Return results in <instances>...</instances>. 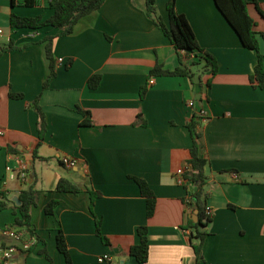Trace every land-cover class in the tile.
Here are the masks:
<instances>
[{"label":"crops","instance_id":"obj_1","mask_svg":"<svg viewBox=\"0 0 264 264\" xmlns=\"http://www.w3.org/2000/svg\"><path fill=\"white\" fill-rule=\"evenodd\" d=\"M168 1L155 0L165 25ZM174 1L198 46L215 59L216 73L201 60L194 72L195 57L185 61L188 75H150L156 64L173 70L178 53L147 16L144 0H105L72 33L54 39L56 74L43 89L49 60L40 39L58 30L13 28L10 16L45 19L52 13L49 0L32 7L0 0V48L9 42L17 47L0 53V226H13L21 191L31 186L38 192L30 231L16 228L26 232L23 240L34 236L36 242L23 249L0 234V264H67L57 248L59 230L69 264H264V89L249 81L257 53L243 47L214 0ZM248 13L264 64V0L250 1ZM93 74L100 80L90 88ZM38 95L45 118L40 135L32 107ZM83 111L89 124L82 123ZM193 115L199 153L207 160L205 211L211 210L198 255L192 248L197 240L185 228L188 220H198L188 200L195 187L177 183L176 176L177 169H189L187 123ZM64 156L77 164L66 167ZM20 157L28 165L26 182L7 177ZM133 177L143 179L155 197L150 217ZM60 178L81 192L56 191ZM89 189L99 192L92 210ZM52 199L59 203L49 215L44 208ZM96 219L107 243L96 233ZM142 225L148 254L137 263L129 248L138 243ZM10 246L15 250L5 259L2 252ZM104 254L111 260L99 261Z\"/></svg>","mask_w":264,"mask_h":264},{"label":"trees","instance_id":"obj_2","mask_svg":"<svg viewBox=\"0 0 264 264\" xmlns=\"http://www.w3.org/2000/svg\"><path fill=\"white\" fill-rule=\"evenodd\" d=\"M16 0H12V4ZM105 0H49V8L52 13L49 17L43 18L42 15L36 17H20L15 14L10 16V24L13 28H27L30 30H39L41 28L57 29L58 32L51 35H45L40 42L44 43L45 55L49 60V73L43 82V89L47 88L49 82L53 77H55V60L53 58L52 49L54 39L58 36L68 35L72 33L76 23L86 15L97 10ZM254 2L256 0H250ZM249 0H214L215 5L218 10L227 20L229 25L235 31L243 47L247 49H253L257 53V60L253 67V72L249 75V81L254 87L264 89V64L263 56L259 52L258 39L256 37V32L254 31V21L248 13ZM174 0H169L166 4V9L168 12L169 23L165 25L161 18L157 15L155 0H144L145 11L148 17H150L155 25L161 29L163 34L169 39L173 48L178 53L179 65L173 70L164 69L160 64H156L151 70L150 75L160 76H172V75H188L189 65L187 62L182 61L180 58L185 59L189 53H193L195 57L204 60L205 66H209L212 74L216 73V61L207 52H204L197 44L195 36L191 27L189 26L185 16L179 13L175 9ZM17 3L27 7H32L38 5L40 0H17ZM17 49L16 46L9 42L7 46L0 48V53L8 50ZM187 59H190L187 56ZM191 62L190 64H194ZM100 80L99 74H93L88 79V86L90 88L97 87ZM146 91V87L140 88V96L143 97ZM12 97L19 98L22 95L19 93H11ZM39 95L32 102V107L38 116L39 125V135L42 134L45 127L44 113L39 106ZM85 115V119L82 121L83 124H89L90 121L87 119V112H82ZM197 121L195 120V115H193L187 123V128L189 130L192 145L189 149V158L187 163L189 164V169H187L182 177L185 181H189L194 185V190L188 197L189 203L198 211V220L196 222L188 220L185 228L190 230V239L197 240L196 243L192 244V248L195 254H199L202 241L207 234L205 228L211 221V215L207 214L205 211V190L204 186L206 184L207 176L205 174V167L207 165V160L200 155L198 138L199 133L195 130ZM137 183L141 195L146 199V217H150L154 210L155 197L148 187L147 183L138 177H133ZM56 191L59 192H70L77 194L81 192L80 187L71 182L66 178L58 179L55 187ZM89 193V209L92 210L93 202L96 197L99 196V192L92 189L88 190ZM38 192L34 190L31 186L27 189L21 191L19 194L20 205L17 206L19 211V216L14 220L12 228H24L30 231V209L36 204ZM58 200H49L44 208L46 214H53V211ZM4 202L0 200V207H4ZM96 233L100 237L103 243H107V239L99 231V220H95ZM147 229L145 226H138L137 234L139 241L137 244L131 245L129 248V255L134 258L137 263H144L147 259L148 254V244L146 237ZM57 248L63 253L66 259V263H70L69 253L66 247V242L63 233L59 230L56 235Z\"/></svg>","mask_w":264,"mask_h":264},{"label":"built area","instance_id":"obj_3","mask_svg":"<svg viewBox=\"0 0 264 264\" xmlns=\"http://www.w3.org/2000/svg\"><path fill=\"white\" fill-rule=\"evenodd\" d=\"M1 34H2V30L0 29V35ZM187 56L190 59L195 58V55L193 53H189L187 54ZM188 106L193 107V102L189 101ZM197 115L201 119L207 118L204 110H199ZM60 160H61V163L65 165L66 167H73L77 164V159L73 157L64 156ZM183 173L184 171L181 168L176 170L177 183L179 184H183L185 181L182 177ZM7 177L10 179H18L21 182L27 181V179L29 178V170H28V165L26 163V160L23 157H20L17 159L16 165H9ZM206 213L211 215V210L207 208ZM0 234H5L9 236L15 242L14 244L15 246L17 244L23 249H29L31 245H33L36 242V238L34 236H29L28 239L23 240L26 236V232L24 230H17L12 227H1L0 226ZM15 246H10L7 249H5L2 252L3 258L5 259L10 258L13 251L15 250ZM98 260L99 261L111 260V257L107 254H104L102 256H99Z\"/></svg>","mask_w":264,"mask_h":264},{"label":"rangeland","instance_id":"obj_4","mask_svg":"<svg viewBox=\"0 0 264 264\" xmlns=\"http://www.w3.org/2000/svg\"><path fill=\"white\" fill-rule=\"evenodd\" d=\"M184 58H185L184 61H190L189 59H187V56H185ZM200 60L204 63V60L196 58L197 62H195L194 64H190V68H193L194 72H196L195 70L201 69L203 63L201 62V64H199L198 61H200ZM194 77L197 79V73H196V76H194Z\"/></svg>","mask_w":264,"mask_h":264},{"label":"water","instance_id":"obj_5","mask_svg":"<svg viewBox=\"0 0 264 264\" xmlns=\"http://www.w3.org/2000/svg\"><path fill=\"white\" fill-rule=\"evenodd\" d=\"M14 200L18 203V200L16 198H14Z\"/></svg>","mask_w":264,"mask_h":264}]
</instances>
